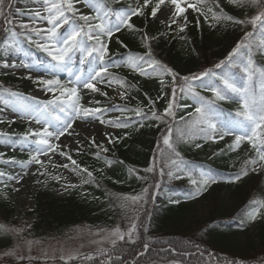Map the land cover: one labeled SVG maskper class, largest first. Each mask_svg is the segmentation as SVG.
Instances as JSON below:
<instances>
[{
    "label": "snow or ice",
    "instance_id": "1",
    "mask_svg": "<svg viewBox=\"0 0 264 264\" xmlns=\"http://www.w3.org/2000/svg\"><path fill=\"white\" fill-rule=\"evenodd\" d=\"M34 4H39L40 8L34 11L24 12L15 7L16 0H0V31L4 32V37L0 39L3 50L0 52V67L3 69H25L26 74L23 79L36 86V90L45 94L46 98H40L36 95H25L23 92L14 91L11 88L0 86V124H7L9 127L15 124L17 120L26 121L29 125L27 131L21 136L19 134L20 144L27 147L29 142L35 143L39 147L27 155L24 160L17 161L13 156L6 159L5 164H19L24 171L23 175H12L0 172V177L7 176L9 181L21 183L24 176L32 174L30 166H39L36 169L37 175H47L45 161L41 156H48L49 153H58L60 156H66L73 166V171L79 169L86 173L90 178L84 183L93 182L97 187L101 185L96 180L92 171L86 167H81L77 161L60 147L62 138L72 137L73 143H78L75 135V127L78 122L85 125H92L98 122L100 125L107 124L111 128L127 129L133 125V121L126 115H117L107 120L103 119L104 114L110 111H118L121 114L134 113L138 118L135 123L143 128L145 125L141 121L149 119L159 121L165 125V134L162 136L164 149L157 147V152L163 156L167 152L166 164L159 168V177L162 179L167 176L169 180H180L182 176H187L194 190L189 194L190 199H197L209 187L218 183L217 178L211 172H196L191 163L184 159L182 151L179 150L181 143L195 142L196 149H202L206 143H217L225 137H233L228 149L235 151L241 143L247 141L255 152V157L245 161V166L231 177L229 183H238L243 178L248 177L250 173L257 175L264 173V67L257 65L254 54L264 55V0H229L230 3H247L259 8V14L254 15L250 21L236 19L232 16L225 17L221 11L219 14L213 13L211 20L219 22L221 20L231 21L235 25L250 23L255 30L259 28L260 36L255 38L253 33L246 32L243 38L235 43V46L227 53L224 59H221L213 67L206 68L200 72H191L181 75L174 67H169L162 59L154 55L152 42L157 39L150 36L147 32L137 28L131 21L132 17L145 16V9H149L147 15L157 18L158 13L164 17L165 10L161 5L165 0H156L154 6L150 7L151 0H143V4L129 11H119L106 6L109 0H32ZM204 0H198L197 3H187L181 5V0H170V7L166 10L168 17H171V27L177 24L178 19L182 23L178 24L180 33H184L190 21L185 15L187 8L204 16L205 22L209 27H215L207 15L201 11L198 6ZM120 3V0H115ZM82 4L90 11L81 12L76 6ZM174 6V7H171ZM217 7H219L217 5ZM211 12V9H208ZM43 13V14H42ZM27 16L29 22L18 21L14 17ZM168 17H164L166 20ZM113 18L115 22H113ZM46 22V27L36 26L37 22ZM197 26L200 24L199 18L195 20ZM68 26V31L62 33L61 29ZM127 29L131 32H137L141 35V41L145 51L143 54H129L126 56L124 65L110 64L111 56L109 43L113 37ZM163 35V33L161 34ZM180 39H185L181 35ZM116 43L123 48L128 45L122 40L117 39ZM34 46L39 52H43L49 58L46 62L39 60H30V53L24 50V46ZM79 53L77 64L76 54ZM11 61V62H10ZM43 65V68H41ZM87 66V67H86ZM126 66L141 77L151 78L153 76L159 79L160 92H165L169 87L165 84V79L171 80V95L164 107L163 112H159L156 107V100L149 97L147 111L144 107L138 106L128 108L126 106L112 105L102 106L100 101H96V106H85L81 103L83 90L93 94H99L108 97L107 91H102L98 85L112 87L117 83L120 89L118 93L121 100L127 99L131 94L129 90L136 89V85L129 84L127 80H121L110 72V67ZM232 69H239L243 73L245 83L240 86L237 83V77ZM223 70V71H217ZM61 73H66L68 79L62 80ZM201 91L210 92L211 97L201 94ZM87 94V93H84ZM147 96V93H145ZM165 95H167L165 93ZM50 98H47L49 97ZM239 98V108L234 116L226 115L218 119L221 110L218 102ZM162 97L158 94L157 99ZM193 101L194 113H189V118L180 117V122H176V113L178 109L187 108L191 105L183 104L181 101L186 99ZM92 101L89 100V104ZM194 117V118H193ZM173 123H169V120ZM39 126L31 127L32 124ZM182 128L188 129V137L185 138V132ZM239 130V133L237 132ZM178 134V135H177ZM107 142L116 144L121 137H111L105 134ZM175 137V138H174ZM12 141V134L0 131V143L9 145ZM91 144L100 151L95 155L99 159L102 153H108L109 149L103 144H98L92 139ZM76 151H79L77 147ZM213 152V156L223 153ZM5 153L0 152V157ZM106 165L111 168L113 165L121 167L124 161L118 159H108L105 156ZM50 162V161H49ZM64 168L68 164L61 165ZM165 167L167 172H165ZM44 169V171H40ZM259 170V171H258ZM129 176L135 179L146 181L147 175H141L139 169L129 168ZM144 173L157 172L156 159H153L151 166L143 170ZM197 176L198 178H193ZM58 179V177H53ZM154 182L148 186H142L140 191L130 195L116 196L118 203L114 204L117 211L121 213V220L126 223V228L119 225L112 229L105 239L111 242V248L101 249L100 254L106 256L103 264H129L126 256L129 254L125 246H135L136 253L133 255L131 264H141V260L150 255V250L157 243L150 235V229L153 219V212L149 210V205H155L158 198V190L162 184L156 177ZM39 183V181H37ZM120 182V181H116ZM6 187V185H5ZM75 187V185H71ZM19 191V189H16ZM170 203H179L177 199H170ZM255 203V202H254ZM259 207H253L251 211L241 215L240 225L255 221L262 215L261 209L264 208V201H259ZM23 229L6 228L0 224V233H18ZM103 231V230H102ZM207 231V229H205ZM29 245L32 241L27 242ZM207 241L201 240L193 244L189 241H163L164 247L160 249L161 254L168 253L169 259L161 261V264H185V260L178 259L183 256L186 259L193 255L201 259L207 255L208 259L204 264H245L243 258H220L215 257L212 252L201 249V244ZM195 249V252L191 250ZM60 259L67 255L68 260L77 258L73 253H64L63 250ZM3 257H8L4 264H12L13 257L24 260V256H18L16 249L6 251ZM0 257V260H3ZM86 260H91L93 256H85ZM29 264L31 257H27ZM145 264H153L151 260ZM190 264V260H189Z\"/></svg>",
    "mask_w": 264,
    "mask_h": 264
},
{
    "label": "trees",
    "instance_id": "2",
    "mask_svg": "<svg viewBox=\"0 0 264 264\" xmlns=\"http://www.w3.org/2000/svg\"><path fill=\"white\" fill-rule=\"evenodd\" d=\"M213 2L214 0H204L203 3L198 4L209 21L215 24V27L212 28L205 22L204 16L195 12V20L197 18L200 20L199 26L191 24L184 33H180L176 26H162L151 21L147 15L148 10H145V16L136 17L134 25H137V28L147 32L150 36L157 37L152 42L154 55L158 59H162L169 67H174L181 75L200 72L213 67L221 59H224L232 47L235 46L236 39L239 36L236 34L235 24L226 20L212 21V14H219L222 11L225 17L232 16L240 19L238 15H250L254 8V5L251 4L230 3L229 0L217 7ZM109 4L118 6L121 9L128 8L126 0H120V3L109 0ZM208 9L212 11L209 12ZM162 33L163 35H161ZM181 35L185 39H180ZM3 37L4 32L0 31V39ZM117 39L122 40L128 47H121L116 43ZM109 49L111 59L114 60L122 58L129 52L143 54L145 51L140 33L131 32L127 29L121 31ZM257 58L264 61V55L259 54ZM119 70L124 72L125 80L129 84L136 85L143 96L136 105H131L128 108L141 106L147 111L150 97L156 100L157 110L163 112L168 97L171 95L170 78L165 79V84L169 87L162 93L160 92L159 79L155 76L151 80L138 79L126 67ZM201 92L202 95H210V92ZM145 93H147V96ZM158 94L162 97L161 99H157ZM188 100H183L181 103L191 105ZM222 102H225L228 106L232 104L230 100ZM189 113H194L192 105L178 109L176 122H180V117L188 119ZM131 115L133 125L127 129L119 128V131L113 136L117 138L123 136L124 139H120L116 144L108 142L103 144L104 147L109 149L108 153H102L98 159L95 153L100 149L91 145L87 151L88 156L80 157L79 165L92 171L101 186L97 187L96 183L93 182L84 183L85 180L90 181V178L83 172L82 187L66 192L58 190V182L55 180L47 184H38L33 195L35 219L27 233L37 239L44 240L48 237L63 236L69 229L78 224L111 226L117 222L126 227V223L121 220V213L114 207V204L118 203L116 196L135 194L140 191L142 186L152 184L154 182L153 177H156L162 184V187L158 190V196L163 200L159 205H149L148 207L153 212L150 235H153L157 243L151 248L150 255H146L141 262L151 260L155 261V264H161V261L168 260L169 254H161L160 252V249L164 247L163 241L191 240L195 244L204 240L207 243H202L201 249L206 248L215 257L243 258L245 264H264V208L261 209L262 215L258 216L259 219L254 223L252 230H250L252 222L243 226L240 225L241 215L251 211L253 207H259V201H264V173L259 175L250 173L248 177L243 178L238 183H229L235 172L245 166V161L255 157L256 154L251 146L247 143L244 147L237 149L236 154H229L239 161L234 167L221 163L222 154L215 156L213 164L209 168L217 173L214 176L217 178L218 183L212 185L207 192L203 193L206 194L203 196L206 201V210L195 216L192 202L198 198L195 200L189 198V194L194 188L184 190L179 186L181 200L179 203L173 204L169 202L174 191L173 187H168L165 184L166 175L162 179L159 177V168L166 164L168 155L167 152H164V155L161 156L157 152V147L161 150L164 149L162 136L165 134V125L159 121L149 119L141 121L145 126L140 128L135 123L138 118L134 113H131ZM169 123L171 124L173 121L170 119ZM182 131L185 132V138H189L188 129L182 128ZM219 143H209V145H214L215 151L220 152L223 148L218 147ZM191 146V143H181L179 145V150L182 151L184 159L191 163L194 170L198 166L207 167L202 158H197L196 154L190 153ZM244 150L247 151L245 156L243 155ZM105 156L108 159L122 160L124 165L115 169L113 167L109 168L105 163ZM154 158L156 159L157 172L144 173L143 170L151 166ZM129 168L141 170L140 174L147 175L148 179L141 181L135 179L134 176L130 177L127 171ZM165 172H167L166 167ZM185 177L188 179L187 176ZM193 178L198 177L194 175ZM5 185L3 181H0V224L9 226L11 225L13 211L6 197L8 187L7 185L5 187ZM9 241L8 236L0 235V251L7 250L10 247ZM125 248L129 253L126 259L132 260L133 255L136 253V247L125 246ZM191 251L195 252L196 250L192 249ZM103 258V256H99L98 259L95 258L89 261L56 260L35 264H103ZM178 259L185 260V264H189V260L190 264H204L208 256L205 255L202 259L196 255L188 259L180 256Z\"/></svg>",
    "mask_w": 264,
    "mask_h": 264
},
{
    "label": "rangeland",
    "instance_id": "3",
    "mask_svg": "<svg viewBox=\"0 0 264 264\" xmlns=\"http://www.w3.org/2000/svg\"><path fill=\"white\" fill-rule=\"evenodd\" d=\"M193 0H187V3H191ZM130 4H138L142 5L143 0H129ZM156 3V0H151V6H154ZM181 5H185V0H181ZM81 12H89V9H86L83 7L82 4L76 5ZM16 8H19L21 11L28 12V11H34L40 8L39 4H34L32 0H16L15 4ZM170 7V0H165V3L161 5V9L165 10L164 17H168V12L166 11ZM174 7V6H171ZM150 10V8H149ZM43 14V13H42ZM185 15L188 17V20L192 22V16L193 13L190 10V8H187V11ZM248 15L246 18H242L245 21H250L254 15ZM151 19L159 22L162 25L171 23V17H168L166 20L164 17H161L158 13L157 18H152L150 15H148ZM251 16V19L248 18ZM18 21L23 22H29L28 17H14ZM182 23V20L177 21L178 25ZM36 26L40 27H46V22H40L38 21ZM248 23L243 25H236L237 31L242 34V38L246 32L253 33V29H248ZM68 29V26H67ZM66 33V32H64ZM257 33L260 34L259 28L257 29ZM109 43V42H108ZM3 47L0 48V52H2ZM25 51L27 49L24 48ZM29 53V51H27ZM34 58V59H33ZM30 60H39L44 61L40 57H28ZM11 62V61H10ZM46 62V61H45ZM41 68H43V65H41ZM25 69H3L0 67V86L11 88L14 91H20L23 92L25 95H36L40 98H46L45 94L36 90V86L33 85L31 82L23 79L22 77L26 74ZM233 72V71H232ZM115 76L119 77L122 81L124 80L122 75L120 73L111 72ZM233 74L237 77V83L240 86H243L245 81H241V78L243 77V73L239 70L238 74ZM62 80H67V74L61 73L59 74ZM240 78H239V76ZM3 76V77H1ZM240 79V80H239ZM244 79V78H243ZM101 87L102 91L108 92V100H112L115 103L119 102H126L127 104L130 102H134L138 100V94L139 92H136L135 90H129L130 95L125 100H121L118 93L122 91L123 89H120L117 83H113L112 87H107L106 85H98ZM87 93V94H84ZM103 99L104 96H101L99 94H93L88 92V90H83L82 93V100L81 103L85 106H96L95 102L98 98ZM47 98H50L47 97ZM239 102V98L236 97ZM89 100L92 101L91 104H89ZM115 104L112 103H106L102 106L109 107ZM0 107H3L2 104H0ZM121 115L118 111H110L104 114L103 119L107 120L109 118H112L114 116ZM226 115L225 112L220 113V116L218 119L224 118ZM24 125L26 130L28 129L29 125L26 121L23 120H17V122L11 127H9L6 123L0 124V131L9 132L10 134H13L14 129L13 126L15 125ZM33 128H38L39 126L35 125L34 123L31 125ZM75 127V135L77 137L78 143H73L72 137L62 138L61 142H57L60 144V147L63 151L67 152L69 155L72 156L74 160H78V156H86L87 154V148L91 144L92 139H95V141L98 144H104L107 143L108 137L105 134H108V136H113L117 133L118 128H111L107 124L100 125L98 122H93L92 125H85L83 122H78L77 125H74ZM239 133V130H237ZM22 136V135H21ZM233 137H225L224 139V146L227 147L228 142L231 144L233 141ZM39 146L35 143L29 142L27 147H23L20 144V140L18 136L12 137V141L9 142V145H5L3 143H0V152L5 153L8 155L4 160L11 159L13 156L18 159L17 161L24 160L27 158V155L31 152H33L36 148ZM77 147L79 148V151H76ZM202 149H199V152ZM212 149H208L204 156L208 158H212ZM41 159L45 161L47 175H37L36 169L39 166L32 165L30 166L32 170V174L24 176L21 183L17 184L15 181H9L7 179V176L3 177L5 178L6 182L8 183L9 190L7 193L9 202L11 203L12 210H13V218L11 220L12 225L5 226L6 228H12V229H23V231L18 233H0V235L8 236V239L10 240V247L7 250L0 251V257H3V253L6 251H11L13 249H16L18 256H24V260H19L17 257H13L12 264H29V260L27 257H31V262L34 261L32 264L35 263H48L51 261L56 260H62L60 259V256L62 254V251L64 253L71 252L73 253L77 258L72 260H79L82 259L84 261L86 260L85 256H93L95 258H99V256H102L100 254L101 249H108L111 247V242L109 239H105L107 234L114 229L118 224H114L111 227L108 226H102V227H96L89 226V225H81L78 224L74 226L73 228L69 229L63 236L60 237H48L46 239H37L30 234L27 233V230L32 227L35 215H34V199H33V192L35 190L36 185L39 183H48L50 180L53 179V177H58V180L60 182L59 189L62 192L68 191L72 188L80 186V173L77 169L76 171H73V166L71 162L67 159L66 156H60L58 153H49L48 156H41ZM50 161V162H49ZM68 164L67 168L62 167L61 165ZM3 172L6 174H12V175H23L24 171L20 168L19 164H5L2 163ZM117 167V166H116ZM40 171H44V169H40ZM55 180V179H54ZM175 179L167 181L168 184H172L175 182ZM71 185H75V187H71ZM190 183H186V187H189ZM16 189H19L17 191ZM160 201L159 198L156 199V202L158 203ZM206 203L205 200H199L196 203L193 204V212H195V216H198L202 214L206 210ZM119 226L123 229V226L119 224ZM103 230V231H102ZM32 241V244L29 245L27 242ZM104 261H106L107 257L103 256ZM8 257H3V260H0V264H4L5 260H8ZM64 261H69L67 258V255H65ZM129 264H131L132 260H127ZM146 262V261H145ZM145 262H141V264H145ZM153 264H155V261H152Z\"/></svg>",
    "mask_w": 264,
    "mask_h": 264
}]
</instances>
